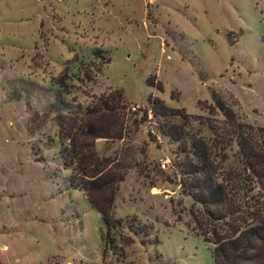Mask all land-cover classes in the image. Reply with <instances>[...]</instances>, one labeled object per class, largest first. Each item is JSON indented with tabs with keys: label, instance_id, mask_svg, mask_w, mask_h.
Segmentation results:
<instances>
[{
	"label": "rangeland",
	"instance_id": "374dc122",
	"mask_svg": "<svg viewBox=\"0 0 264 264\" xmlns=\"http://www.w3.org/2000/svg\"><path fill=\"white\" fill-rule=\"evenodd\" d=\"M211 94L264 127V0H0V264H212L177 144L141 114L151 95L220 120ZM109 95L121 137L93 152L125 171L104 226L57 131Z\"/></svg>",
	"mask_w": 264,
	"mask_h": 264
},
{
	"label": "trees",
	"instance_id": "16d2710c",
	"mask_svg": "<svg viewBox=\"0 0 264 264\" xmlns=\"http://www.w3.org/2000/svg\"><path fill=\"white\" fill-rule=\"evenodd\" d=\"M210 97L212 106L205 109L209 114L217 109L220 120L190 115L151 95L141 114L150 115L158 132L177 144L179 191L190 199L188 219L208 244L212 264H264V127L239 121L222 99ZM111 98L99 97L84 110V119L68 117L71 122L57 131L60 141L66 139L60 155L70 166L68 182L81 190L104 226H111L113 196L125 171L93 152V139L121 137L119 106ZM107 114L109 124L101 131L97 124ZM192 121L203 124L209 136L190 133Z\"/></svg>",
	"mask_w": 264,
	"mask_h": 264
}]
</instances>
